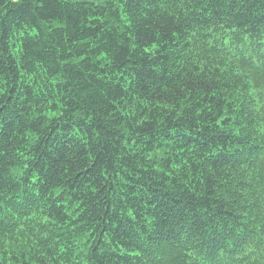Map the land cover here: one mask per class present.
Listing matches in <instances>:
<instances>
[{
	"label": "trees",
	"instance_id": "16d2710c",
	"mask_svg": "<svg viewBox=\"0 0 264 264\" xmlns=\"http://www.w3.org/2000/svg\"><path fill=\"white\" fill-rule=\"evenodd\" d=\"M0 264H264V0H0Z\"/></svg>",
	"mask_w": 264,
	"mask_h": 264
}]
</instances>
